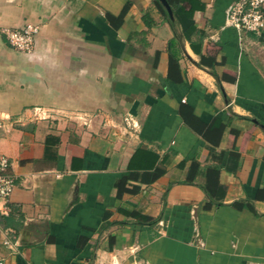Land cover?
Segmentation results:
<instances>
[{
	"label": "crops",
	"instance_id": "0c3cea01",
	"mask_svg": "<svg viewBox=\"0 0 264 264\" xmlns=\"http://www.w3.org/2000/svg\"><path fill=\"white\" fill-rule=\"evenodd\" d=\"M234 1L0 0L3 264H264V29L227 25ZM27 23L31 52L1 32Z\"/></svg>",
	"mask_w": 264,
	"mask_h": 264
},
{
	"label": "built area",
	"instance_id": "2783aa9c",
	"mask_svg": "<svg viewBox=\"0 0 264 264\" xmlns=\"http://www.w3.org/2000/svg\"><path fill=\"white\" fill-rule=\"evenodd\" d=\"M226 23L239 31L260 32L264 29V0H235L226 11ZM40 26L34 23H27L20 28H3L2 33L8 42L17 50L31 52L35 48L36 35ZM39 118L47 119L57 117L61 112L43 107L37 109ZM70 118L81 121L83 124H90L93 115L85 111L70 113ZM6 119L0 116V133L6 127ZM123 129L129 133H136L139 129V122L132 114H126L123 118ZM10 158L0 153V200L8 199L15 184L16 177L11 172ZM0 264H3L0 261Z\"/></svg>",
	"mask_w": 264,
	"mask_h": 264
},
{
	"label": "trees",
	"instance_id": "16d2710c",
	"mask_svg": "<svg viewBox=\"0 0 264 264\" xmlns=\"http://www.w3.org/2000/svg\"><path fill=\"white\" fill-rule=\"evenodd\" d=\"M157 5L162 9L165 10L164 6L162 5V3L159 0H155ZM168 3L171 5V7L175 10V13H180V11H184L185 10V3L186 2H190L191 3V8H196L197 4L196 1L197 0H167ZM203 7V6H202ZM204 60V58H203ZM192 110V109H191ZM182 114L184 116L185 122H187V124L191 125L196 131H200V124L197 122V124H193L192 121L190 120V118L188 117V115H186V111L184 110V107L182 109ZM199 167V163L198 162H194L192 164V169L196 170ZM165 172L164 169H155L154 171H146L144 172L141 176H138V173H134L132 171H127L123 174L122 179L120 180L119 184H118V195L119 197H122L125 193L131 192V189L127 187V183L129 180L133 179V178H139L141 180H143V182H154L157 178H159V176H161L163 173ZM217 175H218V169H208L207 171V180L208 183L210 182V180L214 181L217 180ZM206 184L205 189L207 191V193L210 196H213L214 194L212 193V191L209 189V184ZM223 188V187H222ZM225 188V187H224ZM134 190L138 189V188H133ZM144 221H153V219H151L150 217L146 216V215H142L140 216Z\"/></svg>",
	"mask_w": 264,
	"mask_h": 264
},
{
	"label": "water",
	"instance_id": "95a60500",
	"mask_svg": "<svg viewBox=\"0 0 264 264\" xmlns=\"http://www.w3.org/2000/svg\"><path fill=\"white\" fill-rule=\"evenodd\" d=\"M161 3L168 9L170 15L172 16L173 15V11H172V7L171 5L168 3L167 0H160Z\"/></svg>",
	"mask_w": 264,
	"mask_h": 264
}]
</instances>
